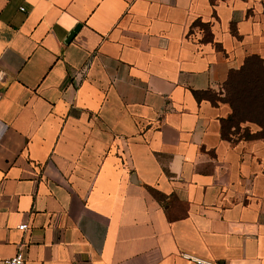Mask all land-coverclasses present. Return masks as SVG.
Masks as SVG:
<instances>
[{
  "label": "crops",
  "instance_id": "obj_1",
  "mask_svg": "<svg viewBox=\"0 0 264 264\" xmlns=\"http://www.w3.org/2000/svg\"><path fill=\"white\" fill-rule=\"evenodd\" d=\"M252 56L264 0H0L3 256L264 264V140L195 96Z\"/></svg>",
  "mask_w": 264,
  "mask_h": 264
},
{
  "label": "trees",
  "instance_id": "obj_2",
  "mask_svg": "<svg viewBox=\"0 0 264 264\" xmlns=\"http://www.w3.org/2000/svg\"><path fill=\"white\" fill-rule=\"evenodd\" d=\"M254 66V67H253ZM252 73L256 80H262V87L246 92L234 88L238 80H243L248 73ZM264 60L259 56L249 57L243 66L238 70L231 71L228 80L223 86L221 94H199L195 93L197 99L203 97L209 98L213 104L218 102L228 104L231 109V115L223 120L222 132L225 139H230L234 136L230 130H236L237 136L243 140H264ZM262 78V79H260ZM227 86L228 98L223 99V91ZM249 123V124H246ZM246 124V127L242 125ZM249 125H254L258 131L253 133Z\"/></svg>",
  "mask_w": 264,
  "mask_h": 264
},
{
  "label": "built area",
  "instance_id": "obj_3",
  "mask_svg": "<svg viewBox=\"0 0 264 264\" xmlns=\"http://www.w3.org/2000/svg\"><path fill=\"white\" fill-rule=\"evenodd\" d=\"M22 11H25L24 8H22ZM3 99V94L0 93V101ZM28 229V225L27 224H23L19 227V230L21 231H26ZM23 249H24V245L20 244L18 246V252L16 253L15 256L13 257H4L2 254V250H1V245H0V264H26V259L23 253ZM188 259H190L191 261L195 262L196 264H217L214 262H209L200 258H196V257H190V256H186Z\"/></svg>",
  "mask_w": 264,
  "mask_h": 264
},
{
  "label": "rangeland",
  "instance_id": "obj_4",
  "mask_svg": "<svg viewBox=\"0 0 264 264\" xmlns=\"http://www.w3.org/2000/svg\"><path fill=\"white\" fill-rule=\"evenodd\" d=\"M254 67V66H253ZM252 73H256L255 71H251V73H248L246 75V77L243 80H238V82L236 83V86L234 88H238L244 92L248 91V90H255L256 88L262 87V80H256V78L253 76ZM264 78V77H262ZM260 78V79H262ZM228 98V91H227V86L224 88L223 91V99L226 100ZM249 124V123H246ZM246 124L242 125L243 128L244 126H246ZM232 136L236 137L237 136V131L236 130H230Z\"/></svg>",
  "mask_w": 264,
  "mask_h": 264
},
{
  "label": "water",
  "instance_id": "obj_5",
  "mask_svg": "<svg viewBox=\"0 0 264 264\" xmlns=\"http://www.w3.org/2000/svg\"><path fill=\"white\" fill-rule=\"evenodd\" d=\"M81 26H78L69 36L68 42L72 41L80 30Z\"/></svg>",
  "mask_w": 264,
  "mask_h": 264
}]
</instances>
